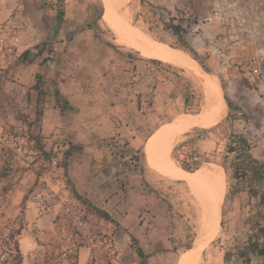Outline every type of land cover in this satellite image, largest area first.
Listing matches in <instances>:
<instances>
[{
    "label": "rangeland",
    "instance_id": "rangeland-1",
    "mask_svg": "<svg viewBox=\"0 0 264 264\" xmlns=\"http://www.w3.org/2000/svg\"><path fill=\"white\" fill-rule=\"evenodd\" d=\"M107 10L126 14L121 35ZM167 11L191 23L198 60L165 28ZM133 33L185 51L216 79L215 118L199 81ZM27 49L32 62L19 59ZM56 88L72 110H57ZM218 123L194 144L200 167L185 171L172 147ZM236 134L260 162L264 192V0H0V264L14 261L8 236L19 228L21 264H194L202 231L198 264H226L224 248L261 235L264 213L234 174L238 162L256 166L229 152ZM205 173L220 176L221 192L204 222L194 195Z\"/></svg>",
    "mask_w": 264,
    "mask_h": 264
},
{
    "label": "trees",
    "instance_id": "trees-1",
    "mask_svg": "<svg viewBox=\"0 0 264 264\" xmlns=\"http://www.w3.org/2000/svg\"><path fill=\"white\" fill-rule=\"evenodd\" d=\"M54 3L58 7H62L67 0H53ZM101 14L103 12V7H101ZM111 10V9H110ZM107 10L105 12H108ZM58 17L61 19L63 16L62 11L58 12ZM167 21L164 24L165 28L170 31L174 36H176L181 44V47L188 51L190 55L195 59L198 60L197 54L193 52L185 39V34L188 32L191 23L183 20L177 19L175 16H172L169 11H167ZM34 49L38 48V44H36ZM30 49L23 51L19 59L21 61H33V57H30ZM37 55H41V50L37 52ZM39 77V74L37 75ZM37 87V86H36ZM227 100V99H226ZM54 105L60 113L66 112L68 110H72L73 106L69 103L68 99L56 88L54 91ZM226 105L223 99V110L224 106ZM227 105L231 108V103L227 100ZM36 112L38 115H41L42 111L38 106L36 108ZM243 117H245L244 114ZM231 113L227 115V118H231ZM218 124L211 126L210 128H199L194 127L191 131L186 132L184 135L186 139L182 142L176 143L171 150L172 157L178 162L179 166H181L185 171L189 173H193L200 167V161L194 156V149L195 143L199 138H201L204 134L208 133L210 130L218 126ZM184 146H189L191 150L185 151L181 150L180 148ZM194 148V149H193ZM230 153H235L236 158L240 159L241 157H245L249 163H255L256 166H244L240 168V164L242 162H238V168H234V174L238 179L242 180V191L247 192L248 201L251 200H258L259 204L264 206V192L260 189H257L255 186V182L260 180L263 175V171L260 170V162L256 159L252 158L249 154L250 145L248 143V139L243 134H236L235 140L232 146L229 148ZM180 155L183 158H180ZM247 164V163H246ZM226 171V167L224 166ZM245 223L249 224L252 223L250 218L244 220ZM258 226V231L261 235L253 236L247 232H243L245 235V239L243 241L238 242L237 240L232 246H226L224 249L223 259L226 264H264V213L260 218V222ZM21 233V229L19 228L16 231H13L9 236L8 239L13 240V249L15 251L14 261L11 264H21L22 262V253L19 248L18 240L15 238ZM235 240V239H234ZM142 264H146L145 262Z\"/></svg>",
    "mask_w": 264,
    "mask_h": 264
},
{
    "label": "bare ground",
    "instance_id": "bare-ground-1",
    "mask_svg": "<svg viewBox=\"0 0 264 264\" xmlns=\"http://www.w3.org/2000/svg\"><path fill=\"white\" fill-rule=\"evenodd\" d=\"M125 15L126 14H124L122 16H118L117 13L112 10L107 14V17H105V20L114 27V29L118 35H121L124 31H126L125 29H121L120 27L126 28L128 26L127 18ZM131 32H133V31H131ZM131 32L129 33L130 36L132 34ZM133 34L136 37H138L139 40L141 41V45L139 46L140 49L153 51V52L157 53V55L163 57L169 63L175 64L179 67L184 68L187 71V73H189V75L192 76V78L194 77L199 81L198 83H200L203 86V89L205 91V93H203V95L206 94L208 97L209 104H210L209 111H210L211 117L215 118L217 113H218V109H219V105H220V99H221L219 87H218V83H217L216 79H213V77L210 76L204 70H202V68L200 66H193L190 63L185 51H183L181 49L167 47V46H164L160 43H155V42L149 40L148 38L147 39L143 38V37H141L135 33H133ZM209 122H208V124H209ZM165 137L168 139L170 137V132H168V134L166 133ZM168 144H169V142L165 143V146H164V148L166 149L165 153L168 152V147H169ZM203 176H204V185L202 186L203 187V189L201 190L202 192H200V193L198 192L194 196H195V198L199 204L198 207H200L206 211V216H205L204 220L202 219L205 222V221H207L208 217L210 216V214L212 212L213 203L216 201L217 197L219 196V194L221 192V180H220V176L215 175V174H211V173H205V174H203ZM210 217H212V216H210ZM209 219L211 220L212 218H209ZM200 228L204 229V223L200 224ZM203 232L204 231L197 233V235L193 241V244H194V249H193L194 264H198V257H199L200 250H201V239L203 237Z\"/></svg>",
    "mask_w": 264,
    "mask_h": 264
},
{
    "label": "built area",
    "instance_id": "built-area-1",
    "mask_svg": "<svg viewBox=\"0 0 264 264\" xmlns=\"http://www.w3.org/2000/svg\"><path fill=\"white\" fill-rule=\"evenodd\" d=\"M44 201H45V198L42 195H35L34 196L33 202L37 207L43 206ZM91 264H97V262H92Z\"/></svg>",
    "mask_w": 264,
    "mask_h": 264
},
{
    "label": "crops",
    "instance_id": "crops-1",
    "mask_svg": "<svg viewBox=\"0 0 264 264\" xmlns=\"http://www.w3.org/2000/svg\"><path fill=\"white\" fill-rule=\"evenodd\" d=\"M142 56H144V55H142ZM145 57H148V58H154V59H158L159 60V58H157V56L156 55H154V54H147V55H145ZM153 141H155V140H152L151 142H153ZM150 142V143H151ZM144 144H148L147 142H144ZM144 146V145H143ZM144 148V147H143ZM8 205V204H7ZM6 205V206H7ZM4 206V205H3ZM18 243H19V240H18ZM19 248H20V250H21V245H19ZM21 253H22V250H21Z\"/></svg>",
    "mask_w": 264,
    "mask_h": 264
}]
</instances>
